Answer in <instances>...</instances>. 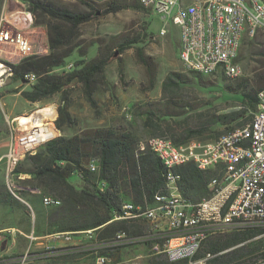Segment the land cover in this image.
Segmentation results:
<instances>
[{
  "label": "trees",
  "instance_id": "16d2710c",
  "mask_svg": "<svg viewBox=\"0 0 264 264\" xmlns=\"http://www.w3.org/2000/svg\"><path fill=\"white\" fill-rule=\"evenodd\" d=\"M21 1L28 4L36 24L46 28L49 52L26 57L14 64L12 78L25 82L23 80L26 73L33 72L38 76L36 82L21 90V95L33 103L48 101L60 94L55 121L60 134L43 144L36 154H28L20 162L16 173L29 174L30 177L21 180L22 188L18 190V194L27 202L26 197L36 202L37 206L32 208L35 212L34 227L37 235L57 231L79 234L93 229L95 237L90 243L93 251L121 260V250L126 244L114 243L117 234L141 237L149 230L144 218H117L118 215H123V204L132 202L135 205H153L154 194L159 190L167 192V189L165 168L160 158L150 151L137 156V144L141 139L137 131L116 126H85L76 129L79 122L71 111L73 88L80 85L85 99L92 107H96V93L111 86L106 68L113 59L115 50L99 44L97 54L87 59L89 45L78 42L79 27L97 14L93 2L101 0H88L86 4L89 10L71 9L53 0ZM102 2L106 13L126 8L148 9L137 0ZM117 47L119 53L135 47L138 61L146 68L149 83L155 85L156 65L154 59L145 53L144 40L138 37L126 39ZM74 52H78L79 58L67 69L68 58ZM240 58L241 50L238 60ZM190 73L197 82L204 76L195 71ZM219 73L227 77L222 71L216 74ZM235 78H239L236 85L228 84L225 87L239 98V104L236 108L221 111L212 100L196 106L197 108L182 101L179 90L188 84L187 76L179 71H169L162 81L164 111L155 117L153 111L147 110L143 126L149 127L152 134L170 137L178 144L193 138L214 139L225 131L250 123L258 109V92L264 88V63L253 79L244 76ZM174 109L177 110L176 113ZM190 111L195 112L197 121L185 126L180 132L166 123L173 115H184ZM93 158H97L99 162L97 171H91L88 167ZM222 165L203 170L195 162H188L177 167L176 172L181 175L178 186L182 195L191 201L210 196L212 191L209 183L211 179L222 178L217 176ZM232 170L233 165H228L226 172ZM73 174H78L81 181L92 185H75L70 181ZM33 187L40 188L44 195L59 198L61 204L44 205L42 198L38 196L37 200V195L29 189ZM0 205L24 211L30 218L27 231H31L30 207L14 196L6 184L0 185ZM156 242L163 241L157 239ZM207 252L213 256L207 259L206 264H256L258 260H262L264 264V227L238 226L229 232L209 236L194 258L204 257ZM75 255L76 253H68L61 258L74 261ZM6 258L12 259V256ZM54 259L55 264H65ZM4 261L5 259H0V264H18L16 261ZM186 261L187 259H155L152 264H179Z\"/></svg>",
  "mask_w": 264,
  "mask_h": 264
},
{
  "label": "built area",
  "instance_id": "2783aa9c",
  "mask_svg": "<svg viewBox=\"0 0 264 264\" xmlns=\"http://www.w3.org/2000/svg\"><path fill=\"white\" fill-rule=\"evenodd\" d=\"M11 1L5 0L0 15V89L14 75V64L22 59L45 54L47 32L35 22V16L22 2L20 9H10ZM106 1V0H101ZM144 7L156 11L162 20H170L180 29L179 58L186 71L199 66V73L214 75L220 71L230 73L231 78L243 73V66L235 60L238 29H245L251 38L253 32L264 28V2L260 0H137ZM198 8H205V22H198ZM167 34L162 27L160 35ZM68 63L66 68H71ZM38 76L26 73L27 84L36 82ZM47 113L34 125H27L26 132H17L16 124H26L23 113L8 118L10 134L9 147L4 155L5 178L11 193L20 198L24 174L16 169L26 155H34L47 141L55 138L58 110L49 104ZM56 111V115L53 113ZM25 115L24 117H21ZM255 134L251 142H244L243 131L247 123L225 131L213 142L190 139L175 143L140 139L137 156L150 151L160 158L165 168L167 192L157 191L154 204L144 206L132 202L123 204V215L117 218H144L150 225V232L141 237H129L118 233L114 243L126 244L132 241H152L154 254L170 261L187 259L186 264H206L213 255L195 259L203 242L212 235L226 233L238 226L264 227V88L258 92V109L254 113ZM196 142H204V149H196ZM195 162L200 169H211L212 165L224 163L223 178L211 179L212 194L198 201H191L179 190L181 175L176 168ZM226 165H233V172H226ZM91 171H97V158L91 159ZM41 195L46 206H57L61 200L52 195H44L40 188H29ZM94 238L93 229L85 231ZM72 231H57L46 235L65 241L72 240ZM36 237L32 236V239ZM162 240L163 242H156ZM156 240V241H155ZM24 255L19 264L26 261ZM95 264H117L108 254H99ZM261 264V263H259Z\"/></svg>",
  "mask_w": 264,
  "mask_h": 264
},
{
  "label": "rangeland",
  "instance_id": "374dc122",
  "mask_svg": "<svg viewBox=\"0 0 264 264\" xmlns=\"http://www.w3.org/2000/svg\"><path fill=\"white\" fill-rule=\"evenodd\" d=\"M53 1L71 9L89 10L86 4V2H89L88 0ZM4 3L5 0H0V15ZM21 3V0H19V4L11 1L10 9L22 8ZM93 3L97 9V14L79 27L78 42H81L82 45H89L87 59L93 58L97 54L99 44L115 50L113 59L106 68V75L111 82V86L107 90L96 93L98 101L96 107H92L85 99L80 85H76L73 88L71 91V111L79 122L76 129L85 126L98 128L116 126L137 131L141 139L157 136L151 133L149 127L143 126V119L147 115V110L153 111L155 117L163 113L165 100L163 99L162 81L166 74L172 70L183 73L188 79V84L179 90L182 101H187L196 107L212 100L217 103L216 107L221 111H228L238 106L239 98L235 96L234 92H229V89L225 86L228 84L236 85L239 78H231L227 75L225 77L219 73L204 75L197 82L193 79V74L183 68L178 54L180 29L170 20H162L161 15L151 9L136 10L126 8L118 12L106 13L102 7L103 2L94 1ZM163 26L167 29V34L164 36L160 35V30ZM245 36L240 45L241 58L239 61L243 66L241 76L253 79L256 71L264 63V29L258 30L251 38H249V35ZM135 37L144 40L145 53L155 61V85L149 83L146 68L138 61L135 47H129L123 53H119L117 49L118 44L126 41V39ZM45 45L48 47V39H45ZM78 58V52H74L68 58V63H73ZM26 84V82L11 78L0 89V142L2 139L1 135H8V118L23 113H30L37 107L49 104H55L57 107L59 104L60 94H56L48 101L37 102V106L33 108L20 94L22 89L29 87ZM17 92L20 93L17 94ZM176 111L174 109L175 113ZM194 113L190 111L184 115H173L166 123H170L174 129L180 132L185 126L197 121ZM55 130L59 132H57V135H59L60 131L57 128ZM214 140L215 138H208L206 142ZM3 149L4 147H0V152ZM196 149H204V142H196ZM227 168L228 165H226V171ZM223 170L224 165L219 168L217 176L223 178ZM0 177L2 178V180L0 179V185H7L5 169L3 173V164H0ZM27 177V175H24V179ZM70 181L79 187L82 183L78 174L71 175ZM38 196L41 197L37 195L38 199ZM26 199L30 202L26 203L27 206H30V204L31 208L37 206L35 200L28 197ZM31 208V225L34 226L35 215L32 211L33 208ZM8 211H10L9 207L0 205V228L6 224L17 225L19 222L16 218L17 215L15 216ZM22 212L24 213V211ZM29 219L28 215L25 214L23 222H19L22 232L15 230L12 234H2L0 236V241L4 237L8 239L5 250L0 252V259H5V263L16 261L15 263L19 264L22 257L26 255L27 258L24 264H55L53 257L57 253V249L62 245L72 247L71 249L75 251L77 260L74 264H95L97 255L101 254L93 251L94 248L90 245L93 238L82 236L84 234H74L70 241L46 237L44 234L37 235V233L35 239H32V234L28 238L24 230L28 227L27 222H29ZM147 226L149 229L148 234L151 231L149 223ZM81 237L82 241L79 240ZM72 243H79L80 247L70 245ZM152 245V241H132L126 243V246L122 248L121 260H115L113 256H110L117 264H135L142 259H136L135 256L138 254L147 255L153 253ZM5 251L7 254H4ZM7 256H12V259H7ZM163 259L167 258L163 257ZM259 263L263 264L262 260H258L256 264Z\"/></svg>",
  "mask_w": 264,
  "mask_h": 264
},
{
  "label": "crops",
  "instance_id": "0c3cea01",
  "mask_svg": "<svg viewBox=\"0 0 264 264\" xmlns=\"http://www.w3.org/2000/svg\"><path fill=\"white\" fill-rule=\"evenodd\" d=\"M27 86H29V84H26ZM20 92H17V94H19ZM21 94V93H20ZM33 108L34 106H37V102L33 103V102H30L28 100H26ZM14 117V116H13ZM12 118V117H11ZM9 128V127H8ZM9 131V129H8ZM2 139H1V142H0V147H4V149L2 150V152H0V164H3V173H4V169H5V159H4V155L6 154L7 150H8V147H9V141H10V134L8 132V135L5 136V135H1ZM24 175H27L29 178L30 175L29 174H24ZM79 176V175H78ZM0 179L2 180V178L0 177ZM92 184L90 182H83L81 183V186L83 187H90ZM37 198V196H36ZM21 201H23L24 203H28L25 199L23 198H19ZM38 200V198H37ZM4 206V205H3ZM8 207V206H7ZM31 208V205L29 206ZM10 208V207H9ZM32 209V208H31ZM33 211V209H32ZM8 212H12L15 216L17 215V219L19 222H23V220L25 219V214L22 212V210L20 208H10V211ZM7 213V212H6ZM34 215H35V212L33 211ZM19 222L18 224H6V225H3L1 228H0V236L2 234H12L14 233L15 230H18L20 232L21 231V228L19 226ZM20 223V224H21ZM29 222H27L28 224ZM27 229H29V226L27 227ZM27 229H25V235L30 238V234H32V236L34 237H37L36 236V232H35V227L31 225V231L28 232ZM231 231V230H230ZM229 232V231H228ZM79 234H84L82 236L84 237H88V234L86 232H81ZM95 234V233H94ZM48 235V234H46ZM81 236V235H79ZM47 237V236H46ZM80 241H82V237L79 238ZM70 245H76L78 247H80L79 243H72ZM60 246V245H58ZM72 247H67V245H62L60 246L58 249H57V253L55 254V256L53 258H57L58 260H60L61 262L65 263V264H74L76 262V258L74 261L70 260L69 258H61V257H65L66 254H71V253H74L75 251L73 249H71ZM9 250V248H8ZM6 253V251L4 252V254ZM7 254V253H6ZM136 259H141L140 261H137L135 264H152V261L153 260H159V259H163V257L161 255H158V254H154V253H151V254H147V255H144V254H138L137 256H135ZM155 258V259H154ZM165 261L167 259H164ZM186 262H182V263H179V264H186Z\"/></svg>",
  "mask_w": 264,
  "mask_h": 264
},
{
  "label": "bare ground",
  "instance_id": "6f19581e",
  "mask_svg": "<svg viewBox=\"0 0 264 264\" xmlns=\"http://www.w3.org/2000/svg\"><path fill=\"white\" fill-rule=\"evenodd\" d=\"M260 1L264 2V0H260ZM198 22H205V8H198ZM262 29H264V28H262ZM255 33L256 32H253V34H251V36H253ZM245 35H249L246 32L245 29H238V38H239L240 41H238L237 44H236L235 60H238L241 41H242V39H244ZM192 71H195V72L199 73V66H192ZM224 74L231 77L230 73H224ZM48 110H49V107H44V108L39 107V108H37L30 115H27L26 124H16V131L17 132H26L27 131V125L36 124L37 121L40 120L42 115L47 113ZM53 115H56V111L53 113ZM21 117L25 118V115H22ZM57 132L58 131L55 130V135H57ZM254 134H255V121H251L250 123H247V126L244 128V131H243L244 142H251ZM220 137H221V135L218 138H220ZM142 139H145V140H156L157 142H167V140H170L171 138L170 137H166V136H158L157 135V136H151V137L142 138ZM222 164H224V163H217L216 165H212V168H216V167H218V166H220ZM231 172H233V170ZM215 179H218V178H215ZM263 195H264V188H263Z\"/></svg>",
  "mask_w": 264,
  "mask_h": 264
},
{
  "label": "flooded vegetation",
  "instance_id": "af4514ba",
  "mask_svg": "<svg viewBox=\"0 0 264 264\" xmlns=\"http://www.w3.org/2000/svg\"><path fill=\"white\" fill-rule=\"evenodd\" d=\"M7 243H8L7 238L4 237L3 239H1V241H0V252L5 250Z\"/></svg>",
  "mask_w": 264,
  "mask_h": 264
}]
</instances>
